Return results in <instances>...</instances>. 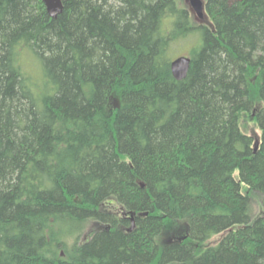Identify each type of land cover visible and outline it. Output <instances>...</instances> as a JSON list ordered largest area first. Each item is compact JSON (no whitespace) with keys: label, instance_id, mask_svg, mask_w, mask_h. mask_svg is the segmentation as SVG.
I'll use <instances>...</instances> for the list:
<instances>
[{"label":"trees","instance_id":"16d2710c","mask_svg":"<svg viewBox=\"0 0 264 264\" xmlns=\"http://www.w3.org/2000/svg\"><path fill=\"white\" fill-rule=\"evenodd\" d=\"M61 2L0 0V264H264V0Z\"/></svg>","mask_w":264,"mask_h":264},{"label":"rangeland","instance_id":"374dc122","mask_svg":"<svg viewBox=\"0 0 264 264\" xmlns=\"http://www.w3.org/2000/svg\"><path fill=\"white\" fill-rule=\"evenodd\" d=\"M205 1V0H203ZM205 3V2H204ZM178 5L182 9H186L190 14H189V22L190 25H195V26H207L211 27L210 21L208 16L206 15V12L204 11V18L202 20H199L197 16L195 15L194 12H192L189 3L187 0H178ZM196 40L194 38H188L184 40H179L171 44L170 47V58L173 60L177 57H188L191 53V50L196 46ZM24 54L21 53L19 57V64L21 71L23 72L22 74L28 77L31 80H35L36 82L38 81L41 85L44 84L43 78H41V70L39 68V65L34 61L30 55L23 56ZM42 86V85H41ZM43 90L38 92V94H42ZM45 93V92H44ZM240 127L242 132H244L247 135H259V130L257 126L253 123L247 120V117H243L241 122H240ZM251 214L253 217L259 215L263 209L261 207V202L260 199L257 195L253 194L252 195V201H251ZM219 239V236L213 237L211 240L207 242V245H213L216 243V241ZM73 243L72 241H69L67 243V248L71 246ZM66 248V245H65ZM64 248V249H65ZM62 253V250L60 251Z\"/></svg>","mask_w":264,"mask_h":264},{"label":"water","instance_id":"95a60500","mask_svg":"<svg viewBox=\"0 0 264 264\" xmlns=\"http://www.w3.org/2000/svg\"><path fill=\"white\" fill-rule=\"evenodd\" d=\"M42 2L45 5L47 15L52 19H55L63 11L61 0H42ZM188 2L198 18H202L203 4L201 0H188ZM189 67L190 59L186 57L176 58L170 63V71L176 81H181L186 78Z\"/></svg>","mask_w":264,"mask_h":264}]
</instances>
